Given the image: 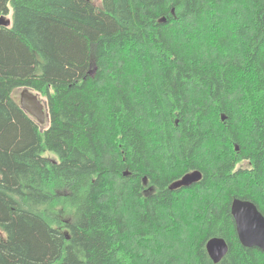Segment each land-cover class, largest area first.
<instances>
[{
  "label": "trees",
  "instance_id": "1",
  "mask_svg": "<svg viewBox=\"0 0 264 264\" xmlns=\"http://www.w3.org/2000/svg\"><path fill=\"white\" fill-rule=\"evenodd\" d=\"M11 14L0 264H214L215 237L219 264H264L231 211L264 215V0H0ZM19 89L47 99L46 130Z\"/></svg>",
  "mask_w": 264,
  "mask_h": 264
},
{
  "label": "water",
  "instance_id": "2",
  "mask_svg": "<svg viewBox=\"0 0 264 264\" xmlns=\"http://www.w3.org/2000/svg\"><path fill=\"white\" fill-rule=\"evenodd\" d=\"M85 1L92 2L96 0ZM10 25V20L4 17L0 18V27H10ZM20 106L40 125L45 124L47 114L38 94H34L29 89H24L21 94ZM236 150L239 151V148L236 147ZM125 176H128V174L125 173ZM202 178L203 175L200 171H194L173 183L169 189L175 191L183 187H190L200 182ZM231 211L241 244L245 248H258L264 253V215L258 207L251 201L235 199ZM206 249L213 263L219 264L228 255L229 244L225 239L215 237L207 242Z\"/></svg>",
  "mask_w": 264,
  "mask_h": 264
},
{
  "label": "rangeland",
  "instance_id": "3",
  "mask_svg": "<svg viewBox=\"0 0 264 264\" xmlns=\"http://www.w3.org/2000/svg\"><path fill=\"white\" fill-rule=\"evenodd\" d=\"M98 1H99V0H98ZM6 19L11 21V19H12V14H11L9 17H7ZM23 91H24V89H19V90H17V91L15 92L14 97H15V99H16L18 102H20L21 94H22ZM34 94H37V93L34 92ZM38 97H39L40 101L44 104V106H45V111H46V114H47V118H46V122H45V124L40 125V127H41L42 129L46 130V129L49 127V117H48V109H47V99L44 98V97H43L42 95H40V94H38ZM223 119H224V118H223ZM238 148H239V150H240V147H238ZM46 156L49 157V158H51V159H53V160L55 161V157H54L53 155H51V154H46ZM239 167H240V168H244V169L250 168V167H251L250 161H249V160H246V162L241 163V164L239 165Z\"/></svg>",
  "mask_w": 264,
  "mask_h": 264
},
{
  "label": "flooded vegetation",
  "instance_id": "4",
  "mask_svg": "<svg viewBox=\"0 0 264 264\" xmlns=\"http://www.w3.org/2000/svg\"><path fill=\"white\" fill-rule=\"evenodd\" d=\"M187 174H190V173H187ZM142 188H143L142 192L146 196H151L154 193V187L149 184V182L146 180V178L143 180V187Z\"/></svg>",
  "mask_w": 264,
  "mask_h": 264
}]
</instances>
